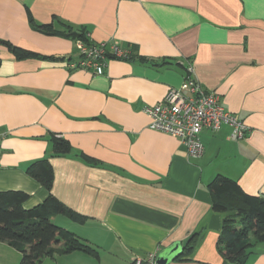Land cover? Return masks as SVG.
Returning <instances> with one entry per match:
<instances>
[{
    "label": "crops",
    "instance_id": "1",
    "mask_svg": "<svg viewBox=\"0 0 264 264\" xmlns=\"http://www.w3.org/2000/svg\"><path fill=\"white\" fill-rule=\"evenodd\" d=\"M30 14L57 30H86L92 41L133 57H110L104 74L71 68L77 42L33 29ZM0 39L57 58L20 60L0 43V191L27 192V208L41 203L49 192L26 171L49 156L51 193L86 217L52 220L99 251L98 258L74 251L42 264L72 254L84 264H130L176 243L183 248L196 233L192 254L170 264H233L218 242L224 219L236 211L214 210L209 183L223 174L264 195V0H0ZM189 63L249 127L238 140L229 125L203 129L199 158L180 138L151 129L144 110L171 88L188 94ZM51 134L67 138L72 153L53 156ZM79 152L102 165L82 161ZM249 250L244 264H264V242ZM17 252L0 258L20 264Z\"/></svg>",
    "mask_w": 264,
    "mask_h": 264
},
{
    "label": "trees",
    "instance_id": "2",
    "mask_svg": "<svg viewBox=\"0 0 264 264\" xmlns=\"http://www.w3.org/2000/svg\"><path fill=\"white\" fill-rule=\"evenodd\" d=\"M33 29L44 34L61 35L72 38L76 42L93 43L86 30H57L53 23H39L32 14L29 15ZM17 59L50 58L0 39ZM115 57L114 55H109ZM133 56L128 51L125 59ZM0 58V65H1ZM187 69V67H185ZM187 73V72H186ZM49 142L53 156H65L72 153L73 146L62 135L51 134ZM84 162L100 166L101 161L84 152L76 153ZM49 156L32 162L27 168V174L40 182L49 195L41 203L26 207L30 195L19 189L0 191V242H5L21 253L20 264H42L45 258H55L58 254H68L74 251L84 252L99 257L98 249L73 232L56 224L52 217L64 214L78 222H84L86 217L73 211L51 193L54 181V171ZM216 211H236L234 216H227L223 223V234L219 238L220 252L225 262L238 264L240 258L246 256L254 243L264 242V195L245 192L237 180L223 174L216 175L209 183ZM197 243V233L189 237L182 252L174 260L187 259L194 251Z\"/></svg>",
    "mask_w": 264,
    "mask_h": 264
},
{
    "label": "built area",
    "instance_id": "3",
    "mask_svg": "<svg viewBox=\"0 0 264 264\" xmlns=\"http://www.w3.org/2000/svg\"><path fill=\"white\" fill-rule=\"evenodd\" d=\"M77 45L80 57L70 67L89 70L94 74L105 73L109 55L117 58L128 56V50L118 45L88 44L82 40ZM186 72L187 95L171 88L160 101L146 105L144 110L150 117V128L180 138L192 158L204 154L205 147L200 139L203 129L216 131L223 125H229L232 139L244 138L249 132L245 121L226 109L218 92L208 91L201 85L193 74L192 63L188 64ZM3 136L0 133V163ZM157 256V252H150L145 257L137 256L130 264H158Z\"/></svg>",
    "mask_w": 264,
    "mask_h": 264
},
{
    "label": "rangeland",
    "instance_id": "4",
    "mask_svg": "<svg viewBox=\"0 0 264 264\" xmlns=\"http://www.w3.org/2000/svg\"><path fill=\"white\" fill-rule=\"evenodd\" d=\"M65 218L64 219H67L68 217L65 216L64 214H62ZM69 219V218H68ZM71 221V220H70ZM58 224V223H56ZM81 227L82 229H86L88 226H79ZM65 228V227H63ZM67 229V228H65ZM68 230V229H67ZM71 231V230H69ZM73 232V231H71ZM74 234H76L75 232H73ZM77 235V234H76ZM78 236V235H77ZM80 237V236H79ZM82 238V237H81ZM3 244L0 242V257H3L5 258L7 254H10V253H15L17 256L19 255V253L17 251H15L14 249H12L11 247H9L7 244L6 245H3ZM84 253V252H83ZM75 254H72L71 257L70 256H65V257H61L59 258V260L62 261L61 264H72L73 262H76L77 264H84L83 261H85V257L84 256H80V258H78L77 256H74ZM70 257V258H69ZM6 260L5 259H1L0 258V264H4L3 262H5ZM79 261H82L81 263H79ZM6 262H10V261H6ZM52 264H57V262L55 260H52L51 262Z\"/></svg>",
    "mask_w": 264,
    "mask_h": 264
},
{
    "label": "water",
    "instance_id": "5",
    "mask_svg": "<svg viewBox=\"0 0 264 264\" xmlns=\"http://www.w3.org/2000/svg\"><path fill=\"white\" fill-rule=\"evenodd\" d=\"M182 252L181 243H176L167 251H163L158 254L157 262L158 264H170L180 253ZM247 256L240 258L239 264H244L247 260Z\"/></svg>",
    "mask_w": 264,
    "mask_h": 264
}]
</instances>
